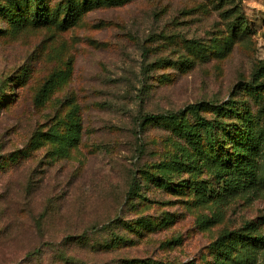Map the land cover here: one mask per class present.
Returning <instances> with one entry per match:
<instances>
[{"label":"rangeland","instance_id":"374dc122","mask_svg":"<svg viewBox=\"0 0 264 264\" xmlns=\"http://www.w3.org/2000/svg\"><path fill=\"white\" fill-rule=\"evenodd\" d=\"M36 2L0 0V191L49 243L19 264H264V0Z\"/></svg>","mask_w":264,"mask_h":264},{"label":"trees","instance_id":"16d2710c","mask_svg":"<svg viewBox=\"0 0 264 264\" xmlns=\"http://www.w3.org/2000/svg\"><path fill=\"white\" fill-rule=\"evenodd\" d=\"M72 13H70L68 16L71 18L70 23L73 25L79 18L80 16V9H75L74 7L71 8ZM34 22L36 23H48L50 21V15L48 12V9L44 5L40 3V0H37L36 2V8L34 10ZM68 20V19H67ZM209 103L202 102L194 105L189 106V110H193L194 112H199L200 107L205 106ZM166 119V117H164ZM155 119L154 117L151 118ZM170 119H172L174 122L172 123L174 125V128H184V125L178 123L177 117L173 116ZM204 125L209 129H212L215 127V125L210 122L205 120ZM191 133V132H190ZM189 134V133H188ZM187 134V135H188ZM190 136V134H189ZM215 143H218L219 140H214ZM23 149V148H22ZM18 150L10 154L9 156L6 157H1L0 156V170L9 168L10 163H14V165L17 162L19 152L22 150ZM30 149V145L27 144V146L22 150L26 151ZM17 156V157H16ZM231 163H238L234 159L229 160ZM253 168L250 167L248 172H244L241 170V175L247 173V177H250V179H253ZM264 179V175H263ZM246 181L242 182L240 179H237L235 183L229 184V187L231 188L234 184V188H238L241 185H245ZM15 185H13L14 187ZM4 187V184H3ZM23 190L26 191V188ZM4 191H0V264H19L21 261H24V257L28 258L29 256H36L42 254L46 247H48L49 243L48 242H41L38 241L36 243H28L23 244L21 248H18L14 246V242L12 241L11 237L13 235V227L12 224H17L19 227V234L21 230H23V233H28L31 234V231L29 228H24L23 226L26 224L24 222V214H28L25 212L23 208L22 201L26 203V199L29 198V196L20 198V194L17 192H14V196H8L7 201H5V196H3ZM30 215V214H29ZM27 215V216H29ZM14 222V223H13ZM119 240H121L119 238ZM259 240L261 242H264V236L260 237ZM122 241V240H121ZM21 243H24V241H20ZM108 250V249H107ZM105 250V251H107ZM23 257L22 260L18 261V257ZM67 256L62 252L58 256L55 257L56 260H59L58 264H62V262H67L65 264H69ZM121 264H158L156 261L154 262H147L146 260H132L131 259H124ZM162 264V263H159Z\"/></svg>","mask_w":264,"mask_h":264}]
</instances>
